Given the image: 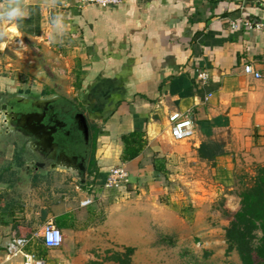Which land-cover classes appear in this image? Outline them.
Listing matches in <instances>:
<instances>
[{
	"label": "crops",
	"instance_id": "crops-1",
	"mask_svg": "<svg viewBox=\"0 0 264 264\" xmlns=\"http://www.w3.org/2000/svg\"><path fill=\"white\" fill-rule=\"evenodd\" d=\"M78 2L23 0V17L0 20V264H22L6 252L21 237L46 264H75V255L92 246L115 251L118 190L105 187L113 167L124 166L129 181L151 169L152 158L166 159L169 169L185 151L221 180L264 165V0H123L104 8ZM232 21L263 25L232 30ZM245 65L260 78L246 75ZM201 71L209 77L204 85ZM28 96L84 115L82 180L69 166H35L44 153L18 123ZM11 107L18 112L8 120ZM186 111L194 134L181 153L171 146L167 118ZM132 131L143 132L146 144L123 163L121 137ZM203 142L221 143L224 154L200 160ZM76 149L61 143L53 152L75 164ZM96 210L100 222L93 225ZM48 223L61 232L57 249L42 246Z\"/></svg>",
	"mask_w": 264,
	"mask_h": 264
},
{
	"label": "rangeland",
	"instance_id": "rangeland-1",
	"mask_svg": "<svg viewBox=\"0 0 264 264\" xmlns=\"http://www.w3.org/2000/svg\"><path fill=\"white\" fill-rule=\"evenodd\" d=\"M59 97L76 102L73 95ZM174 145L177 152L185 146L184 142ZM187 153L173 160L169 169L166 159L152 158L161 166L158 172L148 165L139 177L129 179L118 190L117 248L105 252V247H89L75 255V264H117L111 259L126 248L133 249L130 264H238L234 253L225 255L227 221L217 206L222 202L228 211L237 210L238 184L249 176L238 172L233 180H221L207 165L193 163ZM92 214L91 222L97 225L99 212Z\"/></svg>",
	"mask_w": 264,
	"mask_h": 264
},
{
	"label": "trees",
	"instance_id": "trees-1",
	"mask_svg": "<svg viewBox=\"0 0 264 264\" xmlns=\"http://www.w3.org/2000/svg\"><path fill=\"white\" fill-rule=\"evenodd\" d=\"M121 143V161L127 163L140 155L146 141L143 132L132 131L121 137ZM197 154L200 160L213 162L216 157L224 154L223 145L203 142ZM152 164L153 171L158 172L161 166L158 168L154 161ZM252 171L251 176L238 184V209L230 212L222 202L217 206L221 217L227 221L223 229L225 255L234 253L238 264H264V165L256 164ZM135 177L133 175L131 178ZM132 253V248H126L123 254L111 260L117 264H130Z\"/></svg>",
	"mask_w": 264,
	"mask_h": 264
},
{
	"label": "built area",
	"instance_id": "built-area-1",
	"mask_svg": "<svg viewBox=\"0 0 264 264\" xmlns=\"http://www.w3.org/2000/svg\"><path fill=\"white\" fill-rule=\"evenodd\" d=\"M123 0H79L78 6L80 8L89 6L109 7L121 4ZM238 25L246 30L259 29L263 23L258 22L252 24L249 21H242L239 24L236 21L230 22L232 30L237 29ZM17 45L22 46L21 41L16 42ZM243 71L246 75L254 79L260 78V73L252 68L250 65H245ZM208 74L206 71H201L197 74V79L204 85L208 81ZM209 97V95H207ZM168 137L174 143L189 141L194 134V124L191 112H173L168 115ZM128 171L124 166L111 168L106 176L105 187L110 189H124L128 183ZM84 203H88L87 201ZM42 246L47 250L57 249L61 246L62 235L58 228L53 224H46L41 231ZM6 252L9 256H21L22 264H46L45 260L41 258L33 249V241L30 238L21 237L12 239L6 247Z\"/></svg>",
	"mask_w": 264,
	"mask_h": 264
},
{
	"label": "flooded vegetation",
	"instance_id": "flooded-vegetation-1",
	"mask_svg": "<svg viewBox=\"0 0 264 264\" xmlns=\"http://www.w3.org/2000/svg\"><path fill=\"white\" fill-rule=\"evenodd\" d=\"M23 103H25L26 108L20 113L16 111V109L11 107L10 111L6 113L8 120H13L14 116L18 112V114L26 115L27 113L33 112L38 113L39 117H43V122L49 125L52 128H55L57 138L59 139V144L63 143L64 147L73 146L74 144L77 147V155L80 158L79 162L72 164L70 160L67 158H62L54 155V152L49 149L45 142H43L42 136L40 132L36 130L32 131L30 129L31 125L26 123L24 128L26 132L33 136L32 133H35L37 136L35 138V148L39 151H42L44 154L42 155V159L39 162L34 163L37 168H52L54 166H69L78 172L77 178L80 179L81 168L83 167V159L81 158L88 150L85 146L83 140L80 138L79 132L73 123L72 119L76 111L70 106H67L64 103L57 102L54 99H42V100H34L32 97H27ZM15 110V112H14ZM19 116V115H18ZM42 116V117H41ZM38 117L37 120H40ZM24 124V123H23ZM42 140H40V139ZM78 144V145H77ZM52 161V162H50ZM36 169V168H34Z\"/></svg>",
	"mask_w": 264,
	"mask_h": 264
},
{
	"label": "water",
	"instance_id": "water-1",
	"mask_svg": "<svg viewBox=\"0 0 264 264\" xmlns=\"http://www.w3.org/2000/svg\"><path fill=\"white\" fill-rule=\"evenodd\" d=\"M53 17H54V12L51 11L50 12V18H53ZM19 117L22 119L23 122H18V123H19L20 127L23 128V130L26 131V129L24 128V125L26 123H28L29 125H31V128H32L30 130H32V131L36 130L37 132L41 133L43 142L46 143V145L49 149L54 151L58 147L59 139H56L57 135H56L55 128H52L49 125H47L46 123H44L42 121L43 120L42 116H41L42 118H40L38 113L34 114L33 112H30V113H27L26 115L19 114ZM38 117L40 120H37ZM72 121L75 124L78 132L80 133V136L82 137L85 146L88 147L89 128H88V125H87V122H86L84 115L79 113V112H76ZM32 134L34 137L37 136L35 133H32ZM42 139H40V140H42ZM83 178H84V168L82 167L80 179L82 180Z\"/></svg>",
	"mask_w": 264,
	"mask_h": 264
},
{
	"label": "clouds",
	"instance_id": "clouds-1",
	"mask_svg": "<svg viewBox=\"0 0 264 264\" xmlns=\"http://www.w3.org/2000/svg\"><path fill=\"white\" fill-rule=\"evenodd\" d=\"M22 3L23 0H5V3L0 4V20H10L23 17L26 13L20 6ZM5 4L7 7H5Z\"/></svg>",
	"mask_w": 264,
	"mask_h": 264
}]
</instances>
